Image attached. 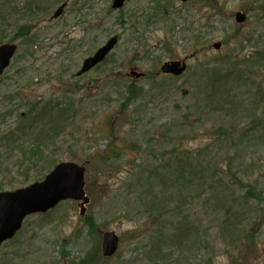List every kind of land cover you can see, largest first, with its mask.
<instances>
[{
    "label": "rangeland",
    "instance_id": "obj_1",
    "mask_svg": "<svg viewBox=\"0 0 264 264\" xmlns=\"http://www.w3.org/2000/svg\"><path fill=\"white\" fill-rule=\"evenodd\" d=\"M35 1L14 0L10 4L0 0V13L5 17L13 5L28 9L31 6L26 5ZM64 1L41 0L35 5L40 13L35 16L34 11L27 19L33 23L34 40L30 42V36L17 39L19 49L7 71L22 69L23 73L12 77L10 87H6L9 91L23 87L27 93L33 89L42 99L54 95L64 100L79 98L82 102L78 106L80 113L69 120L67 133L58 142L55 158L59 162L85 163V189L91 201L84 214L79 200H66L46 213L27 217L21 231L0 246V264H264L263 143L242 145L238 158L230 162V169L228 159L234 157L235 147L229 140H219L213 131L230 127L234 121L222 112L210 111L200 100L204 98V80L213 73L209 67L225 68L224 63L229 66L227 62L232 60V69L234 62H240L232 72L235 79L242 64L258 59L253 56L255 52H262L264 60V0H213L211 4L200 0L187 4L181 0H127L121 9L112 8L113 0H70L65 14L51 21V15ZM191 11L203 20L194 22ZM237 11L244 12L247 19L237 22ZM8 18L6 24L0 23L4 30L8 24L0 42L10 41L18 24L25 22L21 16ZM205 19H210V23H204L203 31L209 32L211 43L201 49L193 30ZM114 35L119 36V42L107 62L84 76L74 77L84 59ZM214 42H222L221 49H214ZM248 56L252 57L246 62ZM177 59L186 60L185 73L163 75L161 66ZM133 70L143 72V77L131 75ZM110 71L118 78L107 77ZM58 76H62V83L52 82ZM76 82L78 89L73 91L71 85ZM131 82L138 89L127 100L129 94L122 85ZM242 84L244 91L237 99L256 97L253 105L263 108L264 91L258 89L264 85V71L251 76L250 82L244 73L238 86ZM6 87L0 89L3 116L6 106L17 110L16 101H2ZM48 91L53 93L45 95ZM17 113L18 110L6 121L0 118V136L17 120ZM261 131L255 129L250 137ZM207 146L211 152L204 167L217 164L219 174L214 179L208 177L206 193L194 196L191 204H176L174 210L170 205L161 219L150 215L144 203L151 200L140 194L145 190L142 183L161 192L162 180H166L168 196L175 190L169 183L175 180L174 174L169 171L180 169L174 159L178 154L175 151L196 153ZM8 148V140L2 139L0 189L14 190L40 180L36 177L48 161L25 178L16 166L13 168L16 159L6 152ZM244 157L248 163H256L247 174L239 169ZM157 167L159 179L153 180L155 174L151 177L150 172ZM237 179L244 185L253 183L254 192L242 188ZM214 194L223 200V216L213 213V207L203 200ZM245 204L250 206L244 223L248 227L242 236L246 244L235 246L217 230L228 205L243 210ZM181 215L199 233L197 247L189 257L180 256L172 240L173 228ZM90 217L96 224L93 233L86 223ZM163 219L167 223L159 229L158 220ZM256 219L260 225L253 224ZM110 230L120 236V246L113 257L104 258L102 235ZM157 242L161 249H156ZM156 250L162 251L156 255ZM162 254L165 256L160 257Z\"/></svg>",
    "mask_w": 264,
    "mask_h": 264
},
{
    "label": "trees",
    "instance_id": "obj_2",
    "mask_svg": "<svg viewBox=\"0 0 264 264\" xmlns=\"http://www.w3.org/2000/svg\"><path fill=\"white\" fill-rule=\"evenodd\" d=\"M194 1L196 0L191 2ZM200 1H207L209 4L213 2V0ZM189 15L193 16L194 22H197L200 18L192 11ZM189 15H187L186 18H188ZM202 20L203 19L201 17L198 22H201ZM209 21L210 19H205L201 26H198L196 30H193L197 36V45L200 44L201 47L199 48L201 49H206L211 43L210 38L208 37L209 32L203 31V28L205 27L204 23H208ZM208 27L209 29L212 28L209 25ZM16 33L17 35H14L15 39H17L19 35L26 37L29 33V29L26 28V26H19ZM2 34H4V32L1 29L0 39H2ZM254 55H257L258 59L253 60L252 62H247L252 57L248 56L246 60L247 63H244L239 67L240 74L235 79L232 78V72L236 66L240 65V62H234V65L236 66L232 69L229 68L230 64H232V60L227 62L229 66L224 63L225 68H222V66L218 68L216 65L209 67L213 70V73L209 74L204 80V90L202 92L204 94V98L200 97V100H204L205 106L210 111L222 112L225 115L230 116L234 121L231 123L230 127H220L218 128L219 132L217 130L213 131V134H215L219 140H221V138L227 141L229 140L235 147L234 157H230L228 159V166L230 169H232L230 162L233 161V159L238 158L237 155L240 153L242 145L249 147L251 145L258 146L263 143L264 146V107L260 109L258 106L253 105V102L256 101V97L252 100L237 99V95L244 91V89L241 88H244L245 84L238 86V83L241 84L243 81V74L245 73V76L250 82L251 76H258L261 74V71H264V60H262L263 53L255 52L253 56ZM208 66H210V64H208ZM21 70L22 69L19 70V74L23 73ZM111 73H113V71H110V74L108 73L107 77L113 76V78H118L117 74L111 75ZM74 77H76V75ZM51 80L52 78L49 79V81ZM53 81L62 83V76L54 78L52 82ZM77 83L78 82L72 83L71 86L73 87V91L74 89H78ZM252 85L255 84L253 83ZM80 89H82V87ZM122 89L129 94L127 100H130V95L136 93L138 87L135 83L131 82L127 86L126 84L124 86L122 85ZM131 89L135 90V92H133V90L131 91ZM263 89L264 85H262L258 91L263 92ZM47 93L51 94L53 92L48 91L44 94L47 95ZM8 96L12 101L17 102L16 108L18 110V118L12 125H10V128L2 136H0V141L2 139L8 140L9 148L6 152L10 157L16 159L13 160V168L16 166L18 171L25 178L28 177L31 170L37 169L41 163L44 164L48 161V164L43 166V171L36 177V180L42 179L46 173L59 162V160L55 158L58 142L67 133L69 120L76 117L80 113L78 106H80L82 102L79 98L70 97L64 100L59 99L58 96L55 97L54 95H51L50 98L42 99L37 95L35 90L32 89L27 93L23 87H19V89L17 88V90L9 92ZM259 103L261 105V102ZM17 110L12 109L9 113L12 115ZM188 117L189 116H187V118ZM248 119H251V122H247ZM257 128L262 129L260 135L250 137L252 135L251 133H253V131ZM175 152L178 154L174 155V159H176L180 169L169 171L170 175L171 173L174 174V178L176 180V182L174 180L173 183L171 180L169 182L171 184V188L174 187L175 189L171 192V194L166 196L165 185L168 183L166 180H162L161 186L163 189L161 192L156 190V187L152 189V187H149L146 182H143L141 185L145 188V190L140 194L151 200L150 203H144V208L150 215H154L156 219H161L167 213L170 205L173 208L172 210H174L176 204L181 206L191 204L195 199L194 196L206 193L204 190L207 191V186L209 184L208 177L210 179H214L219 169L217 164L211 166L209 169L204 167L207 165V161L205 160L208 159V152L209 154L211 152L210 146L201 148L196 153H193L190 150H176ZM103 154L107 155L108 153L105 152ZM109 158H111V155ZM242 160L243 161L240 164L239 169H241L243 173L247 174L249 168L252 169L256 163L252 161L248 163L245 157L242 158ZM158 169L159 168L157 167L154 172H150L151 177L155 174L153 180L159 179L158 173H156ZM26 182L27 180L25 183ZM233 182H235V180H233ZM236 182L239 183L242 188L244 186L249 188L250 193L254 192L256 188L251 182H247V185H244V182H242L241 179H237ZM179 184L180 186H178ZM202 187L203 191H201ZM0 190H2V188ZM203 200L206 204H210L213 207V213H218L219 215L222 214L223 216V212L221 211L223 200L220 196L214 194L213 196L204 197ZM174 201L176 202L175 205ZM258 201L260 202V200ZM249 212L250 206L247 204H245L243 210H236L233 205H228L224 213L225 218H223L220 226H218L217 231L225 239L228 240L227 237H229L235 246L238 243H240V245L246 244V242H243L244 239L242 236L245 232L243 230L248 227L244 223L246 222L245 215H248ZM158 222L160 223L159 229H161V227L164 226L163 223L165 222V219L158 220ZM86 223L90 224V231L93 233L92 230L96 225L94 218H87ZM165 223H167V221ZM253 224L260 225L259 219H256ZM173 229L174 233L172 234V240L176 249L179 251L180 256L185 255V257H189L190 253L193 252L192 250L197 247L196 236L199 234L195 232L197 227L192 226L191 222L181 215L179 216L177 224ZM193 234H195V237ZM161 247L162 246H159L157 242L156 249H161ZM161 251H159V253H161ZM159 253L158 250H156L155 254L158 255ZM162 256L165 255L162 254L160 257Z\"/></svg>",
    "mask_w": 264,
    "mask_h": 264
},
{
    "label": "water",
    "instance_id": "obj_3",
    "mask_svg": "<svg viewBox=\"0 0 264 264\" xmlns=\"http://www.w3.org/2000/svg\"><path fill=\"white\" fill-rule=\"evenodd\" d=\"M126 0H114L113 8H121ZM188 1V0H183ZM66 4L62 5L54 17L62 14ZM245 14L238 12L236 20L245 21ZM118 43V36L110 38L105 45L100 47L94 55L85 59L78 75H82L102 62ZM216 49L221 47V42L214 44ZM17 49L16 45L5 44L0 47V73L7 67ZM185 61L172 60L162 65V71L167 74L180 75L186 70ZM131 75L138 77L143 73L132 71ZM84 165L74 162L59 163L42 181L34 182L26 187L12 191L0 192V244L12 238L21 229L24 219L34 213H44L53 209L61 201L72 199L79 200L81 214L86 212V205L90 197L85 189ZM119 247V236L115 231L104 233L102 249L104 256H112Z\"/></svg>",
    "mask_w": 264,
    "mask_h": 264
},
{
    "label": "flooded vegetation",
    "instance_id": "obj_4",
    "mask_svg": "<svg viewBox=\"0 0 264 264\" xmlns=\"http://www.w3.org/2000/svg\"><path fill=\"white\" fill-rule=\"evenodd\" d=\"M11 80V72H7V70L2 74L0 75V89H3V87H6V86H9V82ZM1 90H0V94H1ZM2 101H10L9 98H6V97H2Z\"/></svg>",
    "mask_w": 264,
    "mask_h": 264
}]
</instances>
